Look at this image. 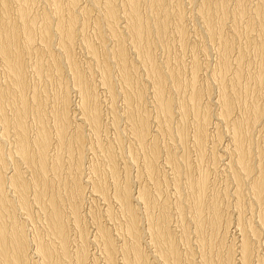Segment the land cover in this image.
Returning <instances> with one entry per match:
<instances>
[{"label":"bare ground","instance_id":"obj_1","mask_svg":"<svg viewBox=\"0 0 264 264\" xmlns=\"http://www.w3.org/2000/svg\"><path fill=\"white\" fill-rule=\"evenodd\" d=\"M262 232L264 0H0V264H264Z\"/></svg>","mask_w":264,"mask_h":264},{"label":"rangeland","instance_id":"obj_2","mask_svg":"<svg viewBox=\"0 0 264 264\" xmlns=\"http://www.w3.org/2000/svg\"><path fill=\"white\" fill-rule=\"evenodd\" d=\"M189 27H191V25H189ZM92 38L94 39V37H92ZM109 42L112 43L111 41H108V44H109ZM174 50L178 51V49H173L172 51H174ZM78 51H79L81 54H80ZM82 51H83L82 49L77 48V49L75 50V54H76V55L78 54L80 57H78V56H76V55H75V56H76V59H77V57H78V61L80 60V61H81V64H82L83 66H85V65H86V55L84 54V52H83V54H82ZM187 51H189V52H187ZM187 51H186L187 54L185 53L187 56L184 54L185 56H183V57H186L187 59L185 58V60L188 61V60H190V58H191V52H190V50H187ZM77 52H78V53H77ZM189 53H190V56H189ZM210 53H213V51H210ZM210 53H209V57H211L210 59H212V55H213V59H212L211 61H215V60H216V54H212V55L210 56ZM171 54H172V56L175 54V56H173V57H176V55H178V52H176V53H175V52H171ZM179 54H180V52H179ZM84 55H85V56H84ZM180 55H181V54H180ZM201 55H202V54H201ZM214 55H215V56H214ZM81 56L84 57V58H81ZM181 56H182V55H181ZM188 56H189V57H188ZM159 57L161 58V59L159 58V59H160L159 61L162 60V57H163V60L165 59V57L163 56V54H161V52H160ZM201 57H203V56H201ZM82 59H83V60H82ZM84 59H85V60H84ZM83 63H84V64H83ZM203 74H204V73H203ZM203 74H201V76H202ZM201 78H205V76L203 75ZM99 88H100V89H99V94L101 95L100 97H101V99L103 100V104H102V105H105V106L107 105L106 107H105V106L103 107V110L105 109V110H104V113H105V114H104V117L109 119V118H110V115H109L108 112L106 111V109H107V107H108V104H109V102H110V101H108L109 99H108V100L106 99V97H107V98H109V97L106 95L107 93L105 94L106 96H105V95L102 96V94H104L105 91H103V89H102L101 87H99ZM101 89H102V90H101ZM100 92H101V93H100ZM74 93H75V92L72 93V102H73V104L75 105V103L77 104V98H78V95L75 93L76 95L74 96ZM104 96H105V97H104ZM73 97H74V98H73ZM102 97H103V98H102ZM73 99H74L75 101H73ZM78 100H79V98H78ZM120 101L123 102L122 99H121V97H120V99H118V101H117V102H119L118 104L121 103ZM74 102H75V103H74ZM104 102H105V103L107 102V104H105ZM121 104L123 105V103H121ZM120 106H121V105H120ZM120 106L117 105L118 110H120V109L122 110V107H123V106H121V107H120ZM75 107H76V106H75ZM119 107H120V108H119ZM107 114H108L109 116H108ZM105 115H106L107 117H106ZM105 120H107V119H105ZM110 134H111V135H110ZM107 135H109V136H107ZM107 135H106V133H104L103 137L112 139V137H113V133H111V132H107ZM106 136H107V137H106ZM225 139H226V138H225ZM223 141H224V140H223ZM223 141H222V143H221V142H218L219 145H222V146H219V145L217 144L218 149H219L220 147H221V149H224V148L226 147L227 142H226V141L223 142ZM220 143H221V144H220ZM224 146H225V147H224ZM221 149H219V150H221ZM90 159H91V158H89L88 161H90ZM218 167L220 168V170H219V168H217V170H219V171H217V173H216V170H215V171L212 170V171H214V172H212L213 174H211V176L213 177V179L215 178V179H217V180H213V179H211V178H212L211 176H210V179H211V182H212V183H213V181H214L213 186H215V188H220V187H221L220 189L223 190L224 187L226 186L225 184H227V178H224V177H226V174H225V172H224L223 170H221V166L219 165ZM132 168H133V167H132ZM132 168H131V172L134 171ZM166 168H167V167H166ZM222 171H223V172H222ZM131 172H130V173H131ZM220 172H221V173H220ZM122 173H123V172H122ZM134 174H135V175H134ZM216 174H218L217 178L214 177V176H216ZM219 174H220V175H219ZM222 174H223V175H222ZM131 175L135 176V178H133L134 180H135V179H136V180H139L138 178H136V171H134ZM131 177H132V176H131ZM219 179H220V180H219ZM225 179H226V180H225ZM143 180H144V178H143ZM223 180H224V181H223ZM141 181H142V177H141ZM215 181H216L217 183H216ZM222 181H223V182H222ZM136 182H137V181H136ZM218 183H219V184H218ZM224 183H225V184H224ZM134 184L136 185V187H134V189H135V188H137V184H136L135 182H134ZM134 184H133V185H134ZM230 185H231V186H230ZM230 185H229L228 188L231 187V188L233 189L234 186H232V184H230ZM220 189H218V190H220ZM167 190H168V189H167ZM169 194H170V193H169ZM88 196H89L90 199L88 198ZM170 196H171V199H172L173 196H172V195H169V197H170ZM86 200H87L86 203L84 202L85 204H83L82 215L84 214V215H83V219L86 220V223L88 222L89 225L91 226V227H90V226L88 225V227H89L90 229H91V228H94V229H91L92 231H90V229L88 228L89 233L91 234L90 237H92L93 235H95V232H96V231H95V227L93 226V225H95V224L92 222V221H94L95 218L98 219V221L101 220V221H99V222H100L102 225H107V226L110 225L109 228H111V227L113 226V227L111 228L112 231H113L114 229L116 230V226H117L119 223H121V222H120V221H121V218H120L119 220H117V221H116L115 218H114V220H115V221H114V220L111 219V218L109 219L106 215L104 216V214H106V213H105L106 205H104L105 203H104V204L102 203V202H104V201L99 200V199L96 200V198H95V199H92V196L90 195V193L87 194V199H86ZM91 200H93V202H92ZM94 201H95L97 204H96ZM99 201H101V202H99ZM90 202H91V203H90ZM100 203H101V204H100ZM92 204H93V205H92ZM95 204H96L97 207L95 206ZM85 205H86L87 207H84ZM91 205H92V207H91ZM99 205H100V206H99ZM101 205H102V207H101ZM103 207H104V208H103ZM111 207H112V206H111ZM111 207H110V208H111ZM114 207H115V208H114ZM114 207L112 208L113 211H114V213H115V214L118 213L117 215H120L119 212H118V210H117L118 208H117L115 205H114ZM86 208H87V210L85 211ZM89 208H91V209H89ZM101 208H103L104 210L101 209ZM92 209H94V210H92ZM98 209H99V210H98ZM115 209H116V211H115ZM226 209H227V211H226ZM230 209H232V208H230ZM96 210H97V211H96ZM88 211H89L90 216L92 215V217L89 216V214L87 213ZM91 211H92V212H91ZM94 211H96L95 214H94ZM98 211H99L100 213H99ZM102 211H103V212H102ZM225 211H226L227 213H226V212H224V213H225L227 216H231L232 210L229 211L228 208H225ZM84 212H85V213H84ZM90 212H91V213H90ZM101 212L104 213V214H102ZM116 212H117V213H116ZM86 213H87L88 215H86ZM93 214H94V215H93ZM98 214H99V215H98ZM228 214H229V215H228ZM100 215H102V216H100ZM86 216H88V217H86ZM178 216H179V215H178ZM178 216H177V214H173L172 219H173L174 221H173V222L171 221L172 223L169 222V224H170L171 227L173 228V231H174V229H175V227H176L177 230L175 229L174 232H176V233L178 232L177 234H179L180 226H181V225H180L181 222H179V221H180V217H178ZM85 217H86V218H85ZM89 217H90L91 219H89ZM98 217H100V218H102V219H103V217H104V218H105V219H103L104 222H103L102 219H100V218H98ZM106 217H107V219H108V222H107ZM174 217H176V218H174ZM116 218H117V217H116ZM177 219H178V220H177ZM109 220H110V221H109ZM112 220H113V221H112ZM90 222H91L92 224H91ZM102 222H103V223H102ZM111 222H112V224H110ZM115 222H116V223H115ZM176 222H177V223H176ZM178 222H179V224H178ZM105 223H106V224H105ZM114 223H115V224H114ZM114 225H115V226H114ZM170 225H169V226H170ZM175 225H176V226H175ZM173 226H174V227H173ZM177 226H179V227L177 228ZM231 226H232V227H231ZM229 228H231V230H228V231H229V232H228L229 234H227V238H226L228 243H229L228 240H230V239L232 240V239H234L235 237L238 238V236H239V234H238L239 231H238V229L236 230L235 226L230 225ZM115 230L113 231V233H115V236H116V238H117V234H118L119 232L117 233ZM178 230H179V231H178ZM93 232H94V234H93ZM176 233H175V234H176ZM263 233H264V232L261 233L262 236H264ZM71 234H72V235L74 234L73 236H75V232H74V231H73ZM92 234H93V235H92ZM119 234H122V236L119 235ZM119 234H118V237H121V238H117L118 240L122 239V237H123V239L125 238V237L123 236V235H124V232L120 231ZM230 234H231V235H230ZM228 235H229V236H228ZM261 235H260V236H261ZM262 236L260 237L261 240H262L261 242L264 241V237L262 238ZM228 237H229V238H228ZM233 237H234V238H233ZM236 238H235V239H236ZM123 239H122V240H123ZM226 239H225V241H226ZM235 239H234V240H235ZM236 241H237V239H236ZM98 243H99V241H97V243L94 244V245L91 244V245L93 246L92 248H91L90 245H89V248H91V250H92L91 252H92V253L95 252L94 254H95V256L97 257V259H99L98 257H101V256H99V253H101V252H100V249H99V248H100V247H99L100 245L98 246ZM263 243H264V242H263ZM95 245H97L98 247L95 246ZM261 246H262V245H261ZM95 247L98 248L99 250H98V249L96 250ZM147 248H148V250H147ZM149 248L151 249L150 246L147 247V246L145 245V249H146V251H149ZM225 248H226V247H225ZM225 248L223 249L224 251L227 250V248H226V250H225ZM182 251H183V249H182ZM96 252H97V253H96ZM96 254H97V255H96ZM118 260H119L118 263L121 264L120 259H118ZM236 260H237V259H235V261H236ZM98 263H99V264L104 263V262H103V259L100 258V261H98ZM118 263H117V264H118ZM158 263H159V262H155V264H158ZM236 263H237V261H236ZM159 264H160V263H159Z\"/></svg>","mask_w":264,"mask_h":264}]
</instances>
